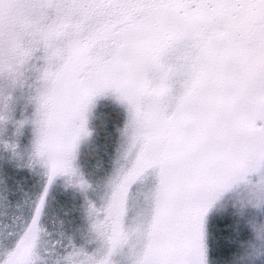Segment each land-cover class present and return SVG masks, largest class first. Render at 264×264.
Returning a JSON list of instances; mask_svg holds the SVG:
<instances>
[{
  "label": "snow or ice",
  "instance_id": "obj_1",
  "mask_svg": "<svg viewBox=\"0 0 264 264\" xmlns=\"http://www.w3.org/2000/svg\"><path fill=\"white\" fill-rule=\"evenodd\" d=\"M0 264H264V0H0Z\"/></svg>",
  "mask_w": 264,
  "mask_h": 264
}]
</instances>
